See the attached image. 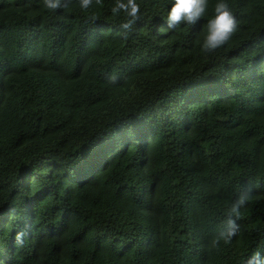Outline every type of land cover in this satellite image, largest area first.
<instances>
[{"label":"trees","instance_id":"trees-1","mask_svg":"<svg viewBox=\"0 0 264 264\" xmlns=\"http://www.w3.org/2000/svg\"><path fill=\"white\" fill-rule=\"evenodd\" d=\"M218 2L171 30L174 0H137L125 33L116 0H0V264L264 257V0H226L237 31L204 52Z\"/></svg>","mask_w":264,"mask_h":264},{"label":"clouds","instance_id":"clouds-1","mask_svg":"<svg viewBox=\"0 0 264 264\" xmlns=\"http://www.w3.org/2000/svg\"><path fill=\"white\" fill-rule=\"evenodd\" d=\"M80 6L83 9H88L92 6L93 0H79ZM70 0H44V5L50 10H59L67 8ZM103 0H95V4L102 5ZM208 7V0H174L171 10L168 12L166 24L167 28L176 30L182 24L195 25L205 15ZM114 15L123 12L127 19L120 27L125 33L130 32L133 25L141 18V6L137 0H116L115 6L111 9ZM92 21L96 20L95 16L90 18ZM237 20L229 4L226 0H219L215 5V16L208 21L207 35L202 45V51L213 52L228 43L237 31ZM119 77L113 74L109 77L111 83L115 84ZM250 198L249 192H242L239 197L234 200L226 215L223 223V228L219 232L218 237L213 241L214 246H219L220 240L225 243H230L239 231L237 220L240 218V209L244 207ZM25 233L23 231L17 232L15 236L16 244L22 246L24 243ZM247 264H264V257L260 253H254Z\"/></svg>","mask_w":264,"mask_h":264}]
</instances>
